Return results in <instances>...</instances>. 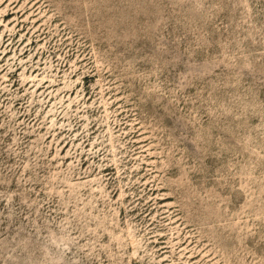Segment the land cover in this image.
Listing matches in <instances>:
<instances>
[{"label": "rangeland", "instance_id": "obj_1", "mask_svg": "<svg viewBox=\"0 0 264 264\" xmlns=\"http://www.w3.org/2000/svg\"><path fill=\"white\" fill-rule=\"evenodd\" d=\"M0 264H264V0H0Z\"/></svg>", "mask_w": 264, "mask_h": 264}]
</instances>
